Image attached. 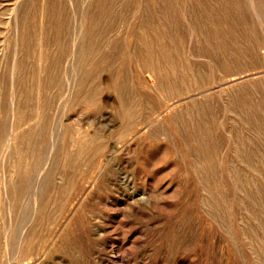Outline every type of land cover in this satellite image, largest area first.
Wrapping results in <instances>:
<instances>
[{"label": "rangeland", "instance_id": "1", "mask_svg": "<svg viewBox=\"0 0 264 264\" xmlns=\"http://www.w3.org/2000/svg\"><path fill=\"white\" fill-rule=\"evenodd\" d=\"M263 28L264 0H0V264H264Z\"/></svg>", "mask_w": 264, "mask_h": 264}, {"label": "bare ground", "instance_id": "2", "mask_svg": "<svg viewBox=\"0 0 264 264\" xmlns=\"http://www.w3.org/2000/svg\"><path fill=\"white\" fill-rule=\"evenodd\" d=\"M87 3H88V2H87ZM17 4H18V3H17ZM251 9H252V8H251ZM15 13H16V12H15ZM183 15H184V14H183ZM258 16H259V15H258ZM258 16H257V17H258ZM255 17H256V16H255ZM80 18H81V16H80ZM256 19H257V18H256ZM74 22H75V21H74ZM79 23H80V22H79ZM261 23H262V22H261ZM80 24H81V23H80ZM81 27H82V26H81ZM263 29H264V28H263ZM14 30H15V29H14ZM81 30H83V29L81 28ZM261 30H262V29H261ZM78 33H79V32H78ZM191 34H192V32H191ZM44 38H45V37H44ZM54 40H55V39H54ZM76 40H77V39H76ZM74 42H75V40H74ZM77 42H78V41H77ZM71 45H72V43H71ZM75 45H76V44H75ZM41 46H42V45H41ZM261 47H262V46H261ZM41 48H42V47H41ZM74 48H75V47H74ZM76 49H77V48H76ZM13 51H14V50H13ZM72 53H74L73 50H72ZM72 53H71V54H72ZM41 54H42V53H41ZM58 55H59V54H58ZM73 56H74V54H73ZM75 56H76V55H75ZM13 58H14V57H13ZM42 58H45V57H42ZM82 59H83V58H82ZM40 60H41V59H40ZM71 61H72V60H71ZM71 61H70V62H71ZM12 64L14 65V63H12ZM16 64H17V63H16ZM70 64H71V63H70ZM15 66H16V65H15ZM71 69H72V68H71ZM11 70H12V69H11ZM71 71H73V70H71ZM151 71H152V70H151ZM12 72L14 73L13 70H12ZM42 72H43V71H42ZM152 72H153V71H152ZM229 79H230V78H229ZM234 79H235V78H231V80H234ZM235 80H236V79H235ZM12 81H14L13 78H12ZM72 81H73V80H72ZM228 81H229V80H228ZM13 84H14V83H13ZM225 84H226V83H225ZM10 87H11V86H10ZM11 90L13 91L12 88H11ZM13 92H14V91H13ZM218 93H219V92H218ZM10 94H11V93H10ZM219 95H220V94H219ZM12 96H13V95H12ZM18 97H19V96H18ZM70 97H71V96H70ZM13 102H14V101H13ZM13 102H11V103H13ZM107 102L109 103V101H107ZM113 106H114V105H113ZM11 108H12V107H11ZM166 109H167V108H166ZM11 111H13V110H11ZM37 111H38V110H36V113H37ZM160 112H161V111H160ZM165 112H166V111H165ZM128 113H129V112H128ZM233 114H234V113H233ZM12 115H13V114H12ZM12 117H13V116H12ZM38 119H39V118H38ZM11 120H12V119H11ZM12 121H14V120H12ZM41 123H42V122H41ZM11 124H12V123H11ZM12 125H13V124H12ZM28 125H29V124H28ZM36 127H37V126H36ZM39 127H40V124H39ZM11 128H13V127L11 126ZM11 128H10V129H11ZM12 130H13V129H12ZM19 130H20V129H19ZM50 130H51V129H50ZM24 132H25V131H24ZM21 133H22V132H21ZM38 133H39V132H38ZM10 134H11V133H10ZM229 134H230V133H229ZM19 138H20V137H19ZM10 142H11V141H10ZM8 143H9V142H8ZM13 144H14V142H13ZM7 145H8V144H7ZM51 145H52V144H51ZM52 146H53V145H52ZM52 146H51V147H52ZM8 148H9V147H8ZM52 149H53V147H52ZM52 149H51V150H52ZM7 151H8V150H7ZM49 153H51V152H49ZM30 156H31V155H30ZM49 157H50V156H49ZM8 158H9V155H8ZM20 158H21V157H20ZM27 160H28V159H27ZM8 161H9V160H8ZM34 162H35V161H34ZM38 163H39V162H38ZM45 164H46V163H45ZM45 168H46V167H45ZM12 169H13V168H12ZM41 171H42V170H41ZM41 173H43V172H41ZM41 173H40V174H41ZM13 174H14V173H13ZM38 175H39V173H38ZM38 175H37V177H39ZM14 177H15V176H14ZM37 177H36V178H37ZM41 180H42L41 178H40V180L37 179L38 182L41 181ZM44 182H45V181H44ZM17 185H18V184H17ZM42 185H43V183H42ZM36 186H37V185H35V187H36ZM45 186H46V185H45ZM3 187H4V186H3ZM24 188H25V187H24ZM40 189H41V188H40ZM5 190H6V189H5ZM16 190H17V189H16ZM34 190H35V188H34ZM36 190H37V188H36ZM10 191H11V190H10ZM60 193H61V192H60ZM33 195H34V194H33ZM35 196H36V195H35ZM33 198H34V197H33ZM13 199H14V198H13ZM34 199H35V198H34ZM61 199H62V198H61ZM34 202H35V200H34ZM34 202H33V204H34V206H35V205H36V202H35V203H34ZM34 206H33V208H34ZM76 207H77V206H76ZM5 211H6V210H5ZM34 214H35V213L33 212V215H34ZM3 226H4V225H3ZM8 226H9V225H8ZM211 227H212V226H211ZM3 228H4V227H3ZM61 231H62V230H61ZM6 233H7V232H6ZM7 243H8V242H7ZM5 244H6V243H5ZM142 244H143V243H142ZM6 245H7V244H6ZM144 246H145V245H144ZM144 246H143V247H144ZM117 247H118V246H117ZM118 253H119V252H118ZM116 255H117V254H116ZM232 257H233V256H232ZM6 260H7V259H6ZM188 262H189V261H188ZM234 262H235V261H234ZM45 264H46V262H45ZM146 264H147V263H146ZM180 264H181V263H180ZM187 264H188V263H187Z\"/></svg>", "mask_w": 264, "mask_h": 264}]
</instances>
